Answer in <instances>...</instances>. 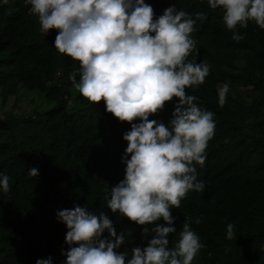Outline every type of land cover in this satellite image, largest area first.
<instances>
[{
  "label": "trees",
  "instance_id": "16d2710c",
  "mask_svg": "<svg viewBox=\"0 0 264 264\" xmlns=\"http://www.w3.org/2000/svg\"><path fill=\"white\" fill-rule=\"evenodd\" d=\"M145 2L154 18L172 4L207 13L191 33L198 53L189 59L207 63L209 74L185 91L214 113L216 126L203 166L196 165L205 190L189 191L171 209L177 233L170 234L169 247L188 218L204 244L192 264H264V29L249 21L238 28L243 39L236 42L222 12L207 0ZM30 7L25 0H0V172L10 177L9 191H0V264H35L49 256L64 264L67 227L57 212L77 204L106 212L117 234L125 235L118 251L130 256L133 247L147 245L144 226L113 213L105 196L124 178L123 134L131 124L107 112L103 100L96 104L80 93V110L70 111L66 88L74 86L68 76L75 71L79 79V63L55 49L57 30L42 33ZM224 84L229 91L221 106L217 89ZM26 91L38 93L47 107L26 106L20 114L16 108ZM177 102L174 97L149 119L167 124ZM30 167L38 176L29 175ZM228 223L235 226L231 240Z\"/></svg>",
  "mask_w": 264,
  "mask_h": 264
},
{
  "label": "clouds",
  "instance_id": "9594fccd",
  "mask_svg": "<svg viewBox=\"0 0 264 264\" xmlns=\"http://www.w3.org/2000/svg\"><path fill=\"white\" fill-rule=\"evenodd\" d=\"M25 3L38 17L42 33L57 30L55 49L79 63V79L75 71L68 76L74 88L90 102L103 100L107 112L131 124L123 134L127 142L124 178L110 188L105 200L113 213L144 226L147 245L133 247L130 256L118 251L125 235L117 234L109 215L77 204L57 212L67 227L64 264H192L204 244L190 220L185 218L173 247L169 237L177 233L171 209L179 208L189 191L205 190L196 165L203 166L216 126L214 113L185 91L203 84L209 74L207 63L189 59L194 51L198 53L191 33L207 13H189L172 4L154 18L145 0ZM207 4L222 12L233 41L243 39L238 28H247L249 21L264 29V0H207ZM228 91L227 84L217 89L219 105L226 102ZM174 97L178 102L167 124L149 119ZM28 172L39 174L36 167ZM9 180L8 174L0 172V191H9ZM234 228L227 224V239L235 237ZM35 264L53 261L49 256Z\"/></svg>",
  "mask_w": 264,
  "mask_h": 264
},
{
  "label": "rangeland",
  "instance_id": "374dc122",
  "mask_svg": "<svg viewBox=\"0 0 264 264\" xmlns=\"http://www.w3.org/2000/svg\"><path fill=\"white\" fill-rule=\"evenodd\" d=\"M24 91V90H23ZM27 93H23V96L21 97V102L20 103V106L17 107V111L21 114L22 109H24L26 106H30V111H33L31 110L33 107H36V106H40V108L42 110H44V107L46 106L47 107V103H45L44 99L41 98L40 96H38L39 94L38 93H31V92H28L26 91ZM34 97L36 100L34 103H29V99L31 97ZM66 96H67V100H68V105H69V108H70V111L71 112H76L78 110H80L81 108V105L78 101V98H79V92L77 89H75L74 87H71V88H66ZM44 97V96H43ZM13 102H15V98H13L12 100ZM28 103V104H26ZM45 103V104H44ZM12 104V102H11ZM12 108V105H9L8 109Z\"/></svg>",
  "mask_w": 264,
  "mask_h": 264
}]
</instances>
